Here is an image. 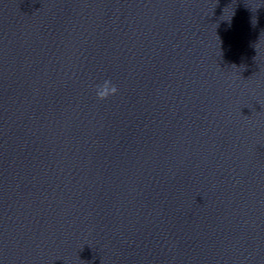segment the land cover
<instances>
[{
	"label": "clouds",
	"instance_id": "clouds-1",
	"mask_svg": "<svg viewBox=\"0 0 264 264\" xmlns=\"http://www.w3.org/2000/svg\"><path fill=\"white\" fill-rule=\"evenodd\" d=\"M94 91L96 98L103 101L115 96L118 93V88L111 80L105 79L102 83L95 85Z\"/></svg>",
	"mask_w": 264,
	"mask_h": 264
}]
</instances>
